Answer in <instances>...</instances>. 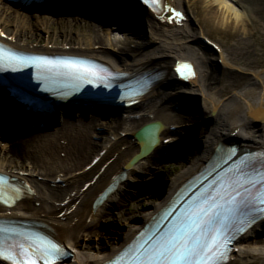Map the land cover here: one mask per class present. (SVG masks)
<instances>
[{"label":"bare ground","instance_id":"1","mask_svg":"<svg viewBox=\"0 0 264 264\" xmlns=\"http://www.w3.org/2000/svg\"><path fill=\"white\" fill-rule=\"evenodd\" d=\"M3 1L0 0V40L17 49L31 52L72 54L63 46L50 47L46 44L36 50L13 42L11 37L9 39L3 37L4 20L2 21L1 16H4V19L9 16L15 19V35L31 33L28 30L30 15L23 12L15 13L13 8L5 5ZM114 1L69 0L62 7L63 11H71L75 8L83 12L87 15L89 27L97 32L94 36H89L86 49L88 55L73 54L103 60L117 70L130 72L142 69L164 70L162 79L156 82L145 95L139 97L140 101L137 104L126 108L123 115L116 119L108 118L109 121L105 126L110 135L101 143L99 149H96L97 144L91 139L94 134L92 123L87 124L82 118L87 109L96 111L94 108L76 107L81 116L74 119L70 118L71 108L61 107L66 112V116L60 120L59 129L55 133L45 132L40 141L34 139V135L37 134L27 136L23 143L10 144L0 140V158L12 157L15 154L23 156L26 154L34 156L36 152L40 154L38 160L31 163L27 171L23 168L24 162H19L16 170L10 165L0 166L1 172L15 177L30 190L29 192L25 190L24 197L13 206H0V217L40 222L42 230L73 250V257L59 264H101L135 234L140 227L139 224L129 227L120 240L118 238L119 241L112 246L111 251L103 254L86 255L75 249L79 245V229L104 212V208L112 204L113 200L115 204H120L122 184L133 179L134 174L138 176L139 171L144 172L146 169L149 171L151 165H156L158 156L163 159L175 158L178 169L172 172L173 178L165 182L167 197L163 198L161 203L158 201L152 204V209L145 212L143 222L172 196L187 177L202 166L219 141L236 137L240 140L241 146L264 145V71H246L249 78L245 83H241L243 76L240 78V75L238 76L232 70L223 72L221 77H217L212 61L230 67V59L222 47V50L219 48L212 50L202 41L205 31L214 37L217 34L226 39L232 38L237 48L249 56V38L254 36V32L249 29L254 26L256 16L264 12V8L259 9L251 5L258 4L260 0H199L202 5L199 12L201 14L199 23L202 27L199 29H196L192 23L190 10L184 5L183 0H166L168 4L184 11L185 20L180 26L166 20L164 16H156L148 9L141 8L140 15L149 25L150 39L153 44L146 45L144 42L135 41L133 46L130 45L132 39L144 34V26L134 13L137 8L131 6L133 14L131 16L127 13L128 10L118 8ZM17 7L24 8L20 5ZM50 8H53L52 5ZM50 20H52L51 17L45 16L43 20H36V23L30 22V24L35 29L40 26L44 29L48 27ZM107 20L112 22L110 28L127 27L129 30L126 29L123 32L131 33V35H125L123 38L111 37L109 31L97 37L100 25ZM55 22L59 25L57 32L62 35V40L79 42L78 39L66 35L68 25L64 16L55 19ZM155 41H158L156 45H154ZM105 44L115 47L117 54L108 53L104 48ZM203 48L212 50L213 57L206 55L202 51ZM198 51L201 53L198 54ZM119 54H128L130 59L128 56L127 59L123 58ZM122 58L123 66L119 64ZM183 58L195 64L196 76L187 84L177 86L171 91L160 90L162 82L171 76L173 62ZM172 99L175 103L178 102L177 108L170 109L165 105V102ZM134 107L139 109L132 111ZM206 111L212 113L207 119L204 116ZM0 113H2L0 114L1 124L5 122V120L2 121L5 113L1 110ZM195 119L202 121L201 126L198 127L201 132V136L199 135L201 145L196 142L193 130L185 129L186 126H183L194 123ZM206 121H210L207 127L211 126L208 133L204 131ZM153 122H157L155 125L157 131L152 133L154 138L151 146L143 156L133 159V156L139 152L140 128L145 123ZM2 132L3 130L0 131ZM164 139H168L170 144L164 143ZM181 141L185 142V147L179 149L173 145ZM102 150H105L104 155L100 153ZM186 153L188 154L185 155ZM94 160L97 161L92 163ZM122 167L126 169V179L118 184L115 192L108 196L103 204L93 208L91 203L96 194L113 175L120 172ZM36 175L42 176L43 179L36 180ZM47 177L49 180L45 179ZM139 178L140 181L144 180L141 174ZM86 183L89 184L84 188ZM143 188L147 189V187ZM116 195L118 197L114 199ZM258 228L259 226L252 227L244 236L252 235ZM261 230L264 233V227ZM235 248L227 264H264V236L253 238L245 243L238 242Z\"/></svg>","mask_w":264,"mask_h":264},{"label":"rangeland","instance_id":"2","mask_svg":"<svg viewBox=\"0 0 264 264\" xmlns=\"http://www.w3.org/2000/svg\"><path fill=\"white\" fill-rule=\"evenodd\" d=\"M183 1L184 4L190 10V14L192 16V23H194L196 29L201 28L202 26L199 23V16L201 14L199 12L202 9L201 7L202 5L200 1L199 0H183ZM251 6L258 7L259 9L260 8L263 9L264 0H260L258 4H253ZM14 11L15 13L20 12L17 11L16 9ZM24 13L30 15L28 20V23L30 25L28 30L31 32L30 35H15L16 21L12 16L11 17L9 16L8 18L5 19L4 16H1L2 21L4 20L3 31L8 37H11L13 41L14 40L18 41L21 44L29 46L30 48H39L43 44H48L54 47L64 46L68 50L69 49H73L76 51H80L83 49L86 50L89 36H94L95 33H97L87 24V19H88L87 15L77 10L62 11V13L57 16L48 15L47 17H51L52 20H50L48 27L44 29L41 28V26L40 28L35 29L34 26L31 27L30 22L36 23V20H43L45 15L39 13H36V15H34L32 14L34 12H24ZM63 16L66 19L68 25L66 35L78 39L79 42L75 43L74 41L72 42L68 40H62V35H59L60 33L57 32V30L59 29V25L55 22V19H58L59 17L63 18ZM111 24L112 22L109 24L105 22L102 23L99 27L100 28L98 30L99 35L97 34V37H99L100 34L101 35L102 33L106 34L109 31L111 37L116 36L123 38L125 35L126 36L131 35V33L123 32L126 29L127 31L129 30L127 27H119V30H117L118 28L115 29L116 27L110 28ZM143 26H144L143 27L144 34L141 35L139 38H133L132 39L133 41L130 42L131 46H133L135 41L144 42L146 43V45L152 43L150 39L149 25L144 24ZM249 30L254 32V36H251L249 38V42H250V45L248 46L249 47L248 49L250 50L249 56L243 54L241 50L237 48L238 46L233 42L232 38L226 39L225 37H220L217 34H215L214 37V35L212 36L209 32L205 31V34L208 35L209 38L218 42V44H220L221 47L225 50L228 58L231 60V64L236 65L241 69L242 72L240 71L238 72L236 68H233L232 70L234 71V73L238 74V76L240 75V78L243 76L241 79V83H245L249 78L247 76L248 72L245 71H249V70L264 71V12H261L260 15L256 16L254 26H252ZM157 42L158 41H155L154 45H156ZM104 48L108 53L117 54V50L115 47L107 46V44H105ZM203 49L204 50L202 51L206 53V55L210 56L211 58L213 57L211 55V50L208 49L206 50L205 48ZM200 53L201 51H198V54ZM119 55L123 56V58L125 57L126 59L128 56V54H119ZM197 56L200 58L199 55ZM212 67L217 77H221L223 72L228 71L227 68H222L219 64H216L214 60L212 61ZM229 93L230 92H228V94ZM170 101L171 103L165 102L166 103L165 105L168 108L172 109L174 100L172 99ZM204 113L206 119L211 115L207 111ZM63 114H64L63 111L60 110L58 114L56 126H54L53 129L51 130L35 132L37 135H34V139L40 141L45 132L55 133L59 129V123H60L59 119L63 117ZM70 115L76 119L79 118L80 113L77 112V110H72V114ZM83 120L86 121L87 124L92 123L94 134H92L91 139L96 142L97 144L96 149H99L100 143L110 135V132L106 130V126H105L106 122L109 120L107 119V117L100 116L92 112L90 113L89 111L87 112V115L83 116ZM199 121L201 120L195 119L193 122L195 123L196 126H198ZM205 124H206L205 126L209 125L210 121H206ZM185 125L187 124H184L183 126ZM200 125L201 124H199V126ZM204 130L206 131L205 127ZM13 133L14 132H11L7 136H3L2 138H0V140L2 142H10V144H14L17 142L23 143L25 141V139L19 140L22 137L17 138L18 140L11 139V135ZM198 135H199V131L197 136L195 135V139L197 138L198 140H200ZM200 142L202 141L200 140ZM187 154L188 153H186L185 155ZM39 157L40 154L37 152L36 154H34V156L33 155L30 156L28 154H26V156L15 154L12 157L0 158V166L3 167L6 165H10L12 169L16 170L18 169L17 164L19 162H24L23 168L24 170L26 169L27 171L29 170V166L31 165V163L37 161ZM183 158L185 159L186 157ZM157 160L158 161L156 165H151L149 171L145 170L144 172H142L141 176L144 177L143 181L142 180L140 181L139 179V184L135 182L130 184L126 183L123 186L124 189H122L121 192L122 194H120L119 196L121 198L120 204H115V202H112L111 205L104 208V212H102L98 216H95V219L92 222L88 221L87 225L85 227H82L78 231L79 245L75 249H78L80 252L86 255L94 254V253L103 254L111 251L112 246L120 240L122 234L126 232L129 227H132V225L138 224V222L144 218L146 214L145 212L152 209L153 206L152 204L157 203L158 201H160V199L164 197L165 195L164 193L166 191L165 182H167L169 178L170 179L173 178L172 172L177 170L178 168L176 166L175 158L163 159L162 157L159 158L158 156ZM36 178L37 180H41L42 176L36 175ZM45 179L48 180L49 177ZM141 183L142 186H140ZM143 187H147V189ZM117 197L118 196H116L115 198L117 199ZM263 236L264 233L261 230H257L254 233H252V235L248 236L244 240V243L253 238H260Z\"/></svg>","mask_w":264,"mask_h":264},{"label":"snow or ice","instance_id":"3","mask_svg":"<svg viewBox=\"0 0 264 264\" xmlns=\"http://www.w3.org/2000/svg\"><path fill=\"white\" fill-rule=\"evenodd\" d=\"M43 63L51 64L47 61ZM56 67L67 69L73 78L88 83H91L93 78L100 79L96 72L76 62L67 61ZM232 200L235 201L234 196ZM220 207L213 198L206 206H200L185 216L157 245L143 250L141 255L147 257V264H192L194 259H197L199 264H210V260L214 264L217 253L223 255L219 251L224 246L222 239L217 233L211 237V243H208L202 242V236L215 222ZM62 254L58 245L41 237L31 238L27 248L23 244L7 248L0 244V259L8 260L11 264H37V259H42L44 264H54V258Z\"/></svg>","mask_w":264,"mask_h":264}]
</instances>
